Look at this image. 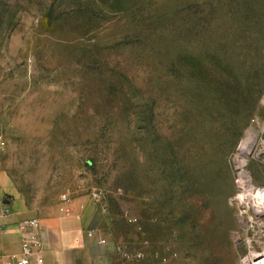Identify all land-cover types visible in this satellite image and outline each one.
Returning a JSON list of instances; mask_svg holds the SVG:
<instances>
[{
    "label": "rangeland",
    "instance_id": "1",
    "mask_svg": "<svg viewBox=\"0 0 264 264\" xmlns=\"http://www.w3.org/2000/svg\"><path fill=\"white\" fill-rule=\"evenodd\" d=\"M261 140L264 0H0L14 185L33 206L91 198L118 243L145 250L135 264L260 252Z\"/></svg>",
    "mask_w": 264,
    "mask_h": 264
},
{
    "label": "crops",
    "instance_id": "2",
    "mask_svg": "<svg viewBox=\"0 0 264 264\" xmlns=\"http://www.w3.org/2000/svg\"><path fill=\"white\" fill-rule=\"evenodd\" d=\"M37 219L41 246L28 264H117L118 237L94 201L77 196L45 206L29 205L21 196L0 155V264H20L25 223Z\"/></svg>",
    "mask_w": 264,
    "mask_h": 264
},
{
    "label": "built area",
    "instance_id": "3",
    "mask_svg": "<svg viewBox=\"0 0 264 264\" xmlns=\"http://www.w3.org/2000/svg\"><path fill=\"white\" fill-rule=\"evenodd\" d=\"M1 148V143H0ZM66 202H70V199L66 198ZM130 221H136L134 218H130ZM26 231L25 238L22 241L23 257L20 258V264L29 263V255L35 252V247L39 248L41 243L39 241V235L35 231L39 227V222L37 219H29L25 223ZM117 254L120 256V261L117 264H135L139 261H142L145 256L144 249H130L128 245L124 242H119L116 247Z\"/></svg>",
    "mask_w": 264,
    "mask_h": 264
},
{
    "label": "bare ground",
    "instance_id": "4",
    "mask_svg": "<svg viewBox=\"0 0 264 264\" xmlns=\"http://www.w3.org/2000/svg\"><path fill=\"white\" fill-rule=\"evenodd\" d=\"M263 126V125H262ZM263 139V138H262ZM259 140L257 130H251L244 138L239 148V157L248 159L253 155V150L256 147ZM262 150L264 149V140H261ZM250 193L252 206L256 215L264 213V188L263 187H247ZM251 244V241H249ZM264 245V244H263ZM241 264H264V246L260 252L254 251L251 255L246 256Z\"/></svg>",
    "mask_w": 264,
    "mask_h": 264
},
{
    "label": "trees",
    "instance_id": "5",
    "mask_svg": "<svg viewBox=\"0 0 264 264\" xmlns=\"http://www.w3.org/2000/svg\"><path fill=\"white\" fill-rule=\"evenodd\" d=\"M136 5H132L130 8H134Z\"/></svg>",
    "mask_w": 264,
    "mask_h": 264
}]
</instances>
